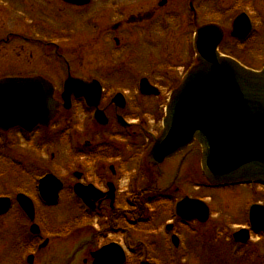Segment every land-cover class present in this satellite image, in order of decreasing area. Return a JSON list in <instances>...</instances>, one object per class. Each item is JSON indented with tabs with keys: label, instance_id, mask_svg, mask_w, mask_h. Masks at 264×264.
<instances>
[{
	"label": "flooded vegetation",
	"instance_id": "obj_1",
	"mask_svg": "<svg viewBox=\"0 0 264 264\" xmlns=\"http://www.w3.org/2000/svg\"><path fill=\"white\" fill-rule=\"evenodd\" d=\"M60 1L68 6L86 9L98 2L100 8L95 12L94 18L99 17V12L106 13V2H119L116 6L118 14L107 30L97 37L100 38V44L104 41L98 74L76 75L71 72L62 76L59 82L61 84L55 86L59 106L51 122L48 125H37L28 131L22 128L12 129L16 138L5 140L6 146L11 142H26V145L40 147L38 134L59 131L63 138L59 140L69 145L74 158L71 161L73 166L67 174L70 175L69 180L64 175L58 176L56 171L42 172L35 164L23 162L22 175L28 177L29 186L16 190L13 196L11 193H0L2 197L13 199L11 208L0 214V228L4 227V238L1 239L3 247L0 246V251L6 252L4 248L10 246L11 264H58L57 259L60 257L66 259L64 264H73L74 261L67 257L72 256L73 247L77 245L73 241L77 231L85 233L82 235L83 240H86L83 241L82 248L88 252L86 255L89 257L84 258L87 264L93 262L92 252L105 244L119 243L116 239L101 244L97 242L100 237L105 239L112 232H127V226L123 228L121 224L123 218L129 226L138 222L132 220V210L138 205L137 192L133 189L137 183L136 164L139 157L146 160L148 151L163 129V118L171 91L197 63V31L206 25L219 26L224 35L220 50L229 38L245 53L250 40L260 29H264V0H89L84 5ZM129 1L134 4L129 5L131 10L126 12L130 9L127 6ZM58 2L59 0H0V47L6 48L14 44L15 49L23 50L26 42L16 41L27 40L26 27L31 23L41 33L29 37L28 41L31 38L38 47L44 45V50L51 49L54 52L52 47L59 45L55 41L58 28L54 19L56 16L53 15L57 12ZM137 2H142L144 8H140ZM27 11L37 19L26 18ZM204 12L213 15L203 16ZM9 13L13 15L10 25ZM3 29L5 34L2 33ZM49 54L51 55L50 52ZM224 54L249 66L236 54ZM29 55L32 57L34 53ZM35 75H44L55 83L48 74L42 71L25 72L24 67L15 71H0V79ZM71 77L82 78L87 82L95 81L96 85L86 91L88 96L73 93L67 106L62 90L65 81ZM145 83L150 86L149 93L142 91ZM188 149L191 153L186 154L183 161L192 153L195 156L197 145ZM50 173L63 181L59 199L53 203H47L38 196L41 178ZM32 189L36 196L30 192ZM77 190L84 195L85 201L78 196ZM167 191L169 187L162 193ZM22 193L34 200V219L29 218L23 207L16 202V195ZM67 193L76 200V203L69 204L70 210H74V207L79 210L80 206L82 215L74 218L72 214L64 220L54 219L57 217L54 210L60 208L64 194ZM152 198L151 194L147 196V200ZM8 216L20 217L22 222H7L4 225V217ZM93 225L98 227L96 232ZM166 228L172 235H178L174 232L177 229L175 223L169 226L167 223ZM14 235L16 239L13 240ZM89 236L95 238L92 251L89 248ZM250 240L251 238L243 242V245ZM151 243H154L153 240ZM136 252L135 254L138 253ZM252 253L255 255L258 252ZM245 256L248 261V255ZM255 259L258 260V255Z\"/></svg>",
	"mask_w": 264,
	"mask_h": 264
},
{
	"label": "rangeland",
	"instance_id": "obj_2",
	"mask_svg": "<svg viewBox=\"0 0 264 264\" xmlns=\"http://www.w3.org/2000/svg\"><path fill=\"white\" fill-rule=\"evenodd\" d=\"M137 3L140 8H144L142 2ZM117 4L119 2H106V5H108L106 13L101 14L99 12V17L94 18L95 12L99 11L97 9L100 8V3L96 2L93 6L86 9L68 6L59 0L57 12L53 13L56 16L53 17L56 19L58 28L55 41L59 45L52 47L59 56L51 49L44 50V45H42L43 47H38V44H35L31 38L28 41L29 37H34L41 33L36 26L34 29V25L29 23L30 25L26 27L27 40L16 41V43L26 42L23 50L15 49L14 44L6 48L0 47V71H15L17 68L23 67L25 72L42 71L44 74H48L56 85L61 84L59 82L63 78L62 76L68 73L69 67L72 74L76 75L98 74L100 63H102V44H104V41L100 44L98 41L100 38L97 39V37L101 32H105L110 24L115 21L114 17L118 14ZM132 4L134 3L129 1L127 6L129 7ZM212 6L213 4H211L213 9ZM129 8L126 12L131 10V7ZM26 13V18L37 19L28 11ZM9 14L11 18H8V23L10 25L13 21V15L12 13ZM210 15L213 14L209 12L203 13V16ZM2 33L5 34L4 29ZM221 51L236 54L244 59L246 64L260 69L264 66V29H260L253 39L250 40L249 47L245 53L243 52L244 50L238 48L235 41L229 38L221 46ZM30 53H34V55L31 57ZM13 64L15 65L13 66ZM166 87L165 90L168 91L169 89ZM7 137L4 136L2 139ZM14 137L15 135H10V139ZM37 138L41 141L40 147L26 145V142L20 144L11 142L8 148H3L2 151L8 152V157L14 159V161L6 163L5 160L7 159H0L1 194L11 193L13 196L16 190L29 186L28 177H23V171L9 164L15 166L21 164V167L23 162L30 165L35 164L38 170H42V172L53 170L56 171L58 176L64 175L65 179H70V175L67 176V174L70 171V167L73 166L71 161L72 159L74 161V158L68 147L69 145L65 141L59 140L63 139L60 132L51 130L41 135L38 134ZM196 152L195 156L192 153L183 161L184 156L191 153L190 149H188L166 164L160 165L159 168L148 166L145 160L139 157L136 164L138 177L134 188L138 192V201H142L146 195L153 194L147 193L143 195V189L145 188L151 187L159 193L169 187V191L163 193L162 196L160 193L155 194L154 198L150 199V201L147 200L148 204H146L145 200L141 207L137 205L136 208H133L132 220L138 222L129 226L126 224V219L124 220L123 218L121 220L123 228L127 226V232L124 230L118 233L112 232L105 239L100 237L97 243L101 244L107 240L116 239L121 241L122 244L128 243L135 248L145 245L142 247L145 251L144 254L150 255L149 252L152 251L155 257L159 255L160 259L164 258L169 262L171 260L170 254H176L179 256V260L182 261H178V264H264L263 233H252L251 240L246 245L240 246L233 239L234 232L242 227H249L250 205L253 203L264 204V185H236L211 188L201 173V153L198 147ZM35 179L37 181V178ZM30 192L36 196L33 189ZM186 195L207 201L211 208V216L208 222L199 223L194 221L190 224H184L179 219H175V203ZM71 203H76V200H73L69 193L64 194L62 205L59 209L54 210L57 217L54 218V216L53 218L64 220L72 214L74 218L79 217L80 214L82 215L80 206L79 210L77 207H74V210H70L69 204ZM20 219L17 216H8L4 217L3 223L4 225L7 222L15 224L22 222ZM167 223H175L177 225V229L174 232L180 238L179 249H173L170 245L171 242L168 241L170 235L165 234ZM93 227L96 228L94 229V232H96L98 227L95 225ZM194 227L197 230L196 232L192 230ZM2 229L4 227L0 228V246L3 247V240L1 239L4 238V232ZM82 235H85L82 231L74 233L76 239L73 241L77 245L75 246L73 243L75 247H73L72 258L70 255L67 257V259L74 261L73 264H87L84 262V258L89 256L86 255L88 253L86 249L82 248L83 243L86 241L83 240ZM14 239H16L15 235ZM151 240L158 242L157 247L159 248L153 249L150 246ZM94 243L95 238L93 239V236H89L90 251L94 250ZM167 243L170 247H167ZM167 248H169V252ZM4 249L6 252L0 251V264H11L12 253L10 246ZM253 251L258 252L256 253L258 260H254L257 255L254 256ZM45 253L47 255L48 251ZM245 254L251 259L247 261ZM147 257L149 256L145 257V255H142V257H138L137 254L131 255L130 262L127 264H142V261L148 260ZM57 260L58 264H61L60 262L64 264L66 259L60 257ZM150 260L152 261V259Z\"/></svg>",
	"mask_w": 264,
	"mask_h": 264
},
{
	"label": "water",
	"instance_id": "obj_3",
	"mask_svg": "<svg viewBox=\"0 0 264 264\" xmlns=\"http://www.w3.org/2000/svg\"><path fill=\"white\" fill-rule=\"evenodd\" d=\"M69 1L81 4L89 0ZM222 39L217 26L199 29L197 64L172 92L164 130L148 158L161 164L197 140L202 147L203 175L210 184H264V68L257 71L220 54ZM95 85V81L68 79L63 91L66 105L73 93L88 96L86 91ZM54 92L53 83L42 76L0 79V129L20 126L31 130L39 124L48 125L59 106ZM61 187L54 175L41 179V194L50 203L57 201ZM17 199L34 218L32 200L24 194ZM10 205L9 198H0V213ZM177 212L183 218L202 221L210 215L206 202L190 197L177 203ZM250 221L254 230H264L263 204L252 205ZM235 238L247 241L248 231L235 233ZM93 256V264H120L126 259L118 244L105 246Z\"/></svg>",
	"mask_w": 264,
	"mask_h": 264
},
{
	"label": "bare ground",
	"instance_id": "obj_4",
	"mask_svg": "<svg viewBox=\"0 0 264 264\" xmlns=\"http://www.w3.org/2000/svg\"><path fill=\"white\" fill-rule=\"evenodd\" d=\"M169 247V246H168ZM169 250V248H167Z\"/></svg>",
	"mask_w": 264,
	"mask_h": 264
}]
</instances>
